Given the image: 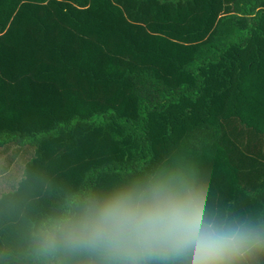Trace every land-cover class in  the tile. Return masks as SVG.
Returning <instances> with one entry per match:
<instances>
[{"label":"trees","instance_id":"obj_1","mask_svg":"<svg viewBox=\"0 0 264 264\" xmlns=\"http://www.w3.org/2000/svg\"><path fill=\"white\" fill-rule=\"evenodd\" d=\"M23 142L0 264H57L47 220L161 171L264 222V0H0V147Z\"/></svg>","mask_w":264,"mask_h":264},{"label":"clouds","instance_id":"obj_2","mask_svg":"<svg viewBox=\"0 0 264 264\" xmlns=\"http://www.w3.org/2000/svg\"><path fill=\"white\" fill-rule=\"evenodd\" d=\"M207 190L183 171H161L85 197L41 226L36 250L57 264H254L264 222L206 212Z\"/></svg>","mask_w":264,"mask_h":264},{"label":"rangeland","instance_id":"obj_3","mask_svg":"<svg viewBox=\"0 0 264 264\" xmlns=\"http://www.w3.org/2000/svg\"><path fill=\"white\" fill-rule=\"evenodd\" d=\"M16 146L18 148H16ZM9 149H2L4 152L7 153V159L5 161L6 168L4 170V173L8 171L6 181L10 183H14L16 186L18 185V182L22 179L23 176V170L25 165L32 159V150H30V146L26 142H23L19 145L17 144H11L8 145ZM20 148V149H19ZM31 151V156L27 153L20 155V151ZM9 186V185H8ZM7 189V188H6ZM6 190H4L5 192Z\"/></svg>","mask_w":264,"mask_h":264},{"label":"crops","instance_id":"obj_4","mask_svg":"<svg viewBox=\"0 0 264 264\" xmlns=\"http://www.w3.org/2000/svg\"><path fill=\"white\" fill-rule=\"evenodd\" d=\"M16 148H18L16 146ZM2 149H9L8 146H5V147H0V199L7 195V194H10L12 192H15L18 190L19 186H20V182L23 180V177H24V170H23V176H22V179L18 182V185L16 186L14 183H10V182H7L6 181V178H7V174H8V171H6V173H4V170L6 168V164H5V161L7 159V153L4 152V150ZM20 149V148H19ZM30 150H32V159L34 157V150L29 148ZM24 152V154H26L27 152L24 150L20 151V155H24L22 154ZM28 154L31 156V151H28L27 153V156ZM31 159V160H32ZM30 160V161H31ZM26 166V165H25ZM25 169V167H24ZM264 175L260 176V177H257L256 179H253L249 182H255L257 184H262L264 185ZM261 182V183H260ZM9 185V186H8ZM7 188V189H6ZM4 190H6L4 192ZM259 197H263L264 198V189L261 191V193L259 194ZM227 212V211H226ZM241 216H242V213H240ZM228 215L229 216H232V211H228Z\"/></svg>","mask_w":264,"mask_h":264}]
</instances>
